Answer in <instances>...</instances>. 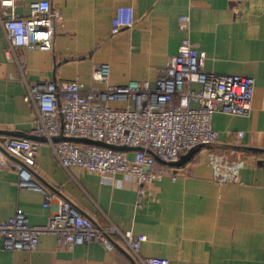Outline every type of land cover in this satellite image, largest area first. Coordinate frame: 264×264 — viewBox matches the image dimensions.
I'll list each match as a JSON object with an SVG mask.
<instances>
[{"label": "crops", "instance_id": "1", "mask_svg": "<svg viewBox=\"0 0 264 264\" xmlns=\"http://www.w3.org/2000/svg\"><path fill=\"white\" fill-rule=\"evenodd\" d=\"M41 1L58 10L62 22L55 24L50 51L18 52L29 82L78 81L90 87L93 65L107 64L113 86L131 81L152 86L180 44L177 19L188 16L190 41L206 54L205 70L254 82L248 116L214 114L211 120L218 134L214 153L243 166L236 179L220 182L206 149L178 169L157 162L155 170L167 175L140 208L135 188L118 189L111 180L76 168L70 178L42 138L29 135L32 111L16 68L5 61L0 28V138L40 144L34 181L54 195L52 208H46L41 191L19 188L17 173L0 168V222L18 209L30 226H43L56 205L69 200L97 226L108 218L122 231L144 235L140 252L146 258L264 264V0H22L15 13L27 16L30 4ZM121 7L132 8L133 24L113 35L112 20ZM0 264L132 263L119 249L108 251L99 243L62 250L55 236L45 234L32 252L4 250L0 241Z\"/></svg>", "mask_w": 264, "mask_h": 264}, {"label": "built area", "instance_id": "2", "mask_svg": "<svg viewBox=\"0 0 264 264\" xmlns=\"http://www.w3.org/2000/svg\"><path fill=\"white\" fill-rule=\"evenodd\" d=\"M19 1L0 0V28L6 43L3 55L24 86L23 100L32 111L29 135L42 138L70 178L76 168L109 179L118 189L124 185L135 188L140 208L167 175L155 170L156 160L174 163L191 149L215 146L214 114L244 117L250 112L253 80L206 71V54L190 41V20L185 15L177 19L182 34L177 52L157 72L152 86L147 81L113 86L107 64L93 65L90 87L78 81L29 82L18 52L50 51L55 24L62 22V16L47 1L31 3L27 16H18ZM132 15V8H118L111 33L131 27ZM73 140L93 144H74ZM98 144L134 151H114ZM39 147L29 138L1 137L0 168H12L19 176L18 187L41 191L43 206L52 208L54 195L34 181ZM206 156L220 182L236 179V171L243 166L229 163L214 151ZM105 220L104 226L95 225L69 200L59 202L43 226H30L17 209L13 217L0 222V241L4 250L32 252L40 236L52 234L62 250L99 243L108 251L120 249L134 264H169L164 258L142 256L144 235L127 233Z\"/></svg>", "mask_w": 264, "mask_h": 264}, {"label": "water", "instance_id": "3", "mask_svg": "<svg viewBox=\"0 0 264 264\" xmlns=\"http://www.w3.org/2000/svg\"><path fill=\"white\" fill-rule=\"evenodd\" d=\"M0 134H3L2 132H0ZM73 142L77 143V142H81V143H84V144H93L92 142H89V141H85V140H73ZM100 146H103V147H107V148H110L114 151H121V152H131V151H134L132 149H129V148H120V147H111V146H105L104 144H98ZM201 150V147H198V148H194V149H191L189 152H187L186 154H184L183 156H181L177 162H174V163H169V164H165V163H162L160 162L159 160H156L157 162H159L160 164L164 165V166H168L170 168H175V169H178V168H181L182 166H184L186 163L190 162V160H192V158ZM118 249V248H117ZM120 250V249H119ZM121 251V250H120ZM123 252V251H122ZM124 253V252H123ZM125 254V253H124ZM126 255V254H125ZM127 256V255H126ZM128 257V256H127ZM128 259L131 261V259L128 257ZM132 264H134L132 261H131Z\"/></svg>", "mask_w": 264, "mask_h": 264}, {"label": "trees", "instance_id": "4", "mask_svg": "<svg viewBox=\"0 0 264 264\" xmlns=\"http://www.w3.org/2000/svg\"><path fill=\"white\" fill-rule=\"evenodd\" d=\"M74 144H77L75 142H73ZM201 149H206L207 152L209 151H213L214 150V147H201ZM191 161V160H190ZM156 165H158L157 161L155 162V169H157ZM164 167V166H163Z\"/></svg>", "mask_w": 264, "mask_h": 264}]
</instances>
